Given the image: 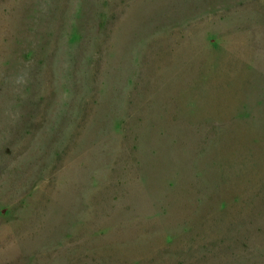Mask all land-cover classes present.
<instances>
[{
  "label": "rangeland",
  "instance_id": "374dc122",
  "mask_svg": "<svg viewBox=\"0 0 264 264\" xmlns=\"http://www.w3.org/2000/svg\"><path fill=\"white\" fill-rule=\"evenodd\" d=\"M0 264H264V0H0Z\"/></svg>",
  "mask_w": 264,
  "mask_h": 264
}]
</instances>
